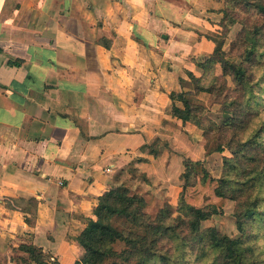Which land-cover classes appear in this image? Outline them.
I'll return each mask as SVG.
<instances>
[{
  "label": "crops",
  "instance_id": "obj_1",
  "mask_svg": "<svg viewBox=\"0 0 264 264\" xmlns=\"http://www.w3.org/2000/svg\"><path fill=\"white\" fill-rule=\"evenodd\" d=\"M222 2L0 0V264H20L10 261L20 245L74 264L98 198L127 169L169 176V94L196 74L190 49H211L198 34ZM163 137L169 155L140 151Z\"/></svg>",
  "mask_w": 264,
  "mask_h": 264
},
{
  "label": "trees",
  "instance_id": "obj_2",
  "mask_svg": "<svg viewBox=\"0 0 264 264\" xmlns=\"http://www.w3.org/2000/svg\"><path fill=\"white\" fill-rule=\"evenodd\" d=\"M256 9L264 13L262 4H256ZM224 16H227L226 13ZM249 34L244 29L240 35L242 43L244 40L249 41L242 44L245 47L240 55L243 57V65L237 66L222 58L219 55L220 49L217 48L208 60L219 64L223 76H230L240 86V99L244 97L242 102L234 99L220 103L223 106L222 126L227 129H243L240 118L243 115L248 116L244 113H250L251 103L256 99L255 88L250 81L252 73L244 64L253 57L254 46L250 44L251 37L247 38ZM200 68L204 69L206 65L201 64ZM188 75L191 80L198 82V77L191 72ZM183 82L184 79L178 80L180 87ZM198 91L213 92L212 88L202 87ZM169 100L171 117L183 124L199 125V118L205 114V108L192 103L186 97V92H172ZM176 103H180V106ZM166 123L164 119L162 125ZM263 130L264 125L261 124L251 136L237 140L234 146L231 141L217 145L215 151L222 153L227 148L233 155V158L225 157L226 173L219 178L212 177L200 161L185 160L184 172L180 176L183 184L175 210L166 202L151 216L144 210V200L130 195L123 186L105 192L98 198L94 210L95 218L88 221L77 237L82 255L74 264H191L192 259L203 264H264L258 259L255 247L249 243L247 231L248 226L255 221L264 223V198L261 197L264 190V144L252 140ZM158 141L155 138L152 143ZM152 143L143 145L140 151L156 156L158 150L157 147L151 149ZM251 143L255 146L250 147ZM138 161L145 162L143 159ZM188 187L209 191L215 199L214 202L200 205L197 196L184 195ZM228 201H235L237 204L234 216L241 237L232 239L214 228L201 230V223L222 214ZM174 213L177 215L174 216ZM33 218L34 214L31 218L25 217V222L32 225ZM115 219H122L123 226H116L113 222ZM17 249L28 256L21 259L23 264H47L42 261L43 253L40 248L20 245Z\"/></svg>",
  "mask_w": 264,
  "mask_h": 264
},
{
  "label": "rangeland",
  "instance_id": "obj_3",
  "mask_svg": "<svg viewBox=\"0 0 264 264\" xmlns=\"http://www.w3.org/2000/svg\"><path fill=\"white\" fill-rule=\"evenodd\" d=\"M256 4L264 6V0H223L220 9L221 18L216 22V26L213 27V30H208L207 34H198V37H204L208 40L211 44V49L202 48L199 51L195 46H193V50L190 49L188 57L196 67V74H192L198 77V82L191 80L188 72L185 71V78H179L184 79V82L181 84V87L179 85V90L175 93L186 92V97L192 103L205 108V114L199 118V125L192 123L183 124L180 120L170 116V108L166 110L165 113L168 119H165L167 123L162 126L167 129L168 135L177 134L171 142V145L175 148L173 154L177 155V159L173 161L170 167L169 176L166 179L162 178L158 170H152L149 177L146 172L135 171L132 166L126 170L127 172L124 177L120 178L121 182L116 185V188L124 187L130 195L142 198L145 202L144 210L147 214L151 216L155 215L166 202L174 210L176 209L183 184L180 176L184 172L183 163L185 160L200 161L212 177L219 178L223 173H226L224 165L225 157L233 158V155L227 148L222 153L215 151L217 145L228 144L231 141V144L234 146L237 140L248 138L253 131L260 128L261 124L264 125V13L256 9ZM225 13L227 16H224ZM231 20L234 21L231 22ZM244 29L248 31V34L251 33L247 38L251 37L252 43L250 44L254 46L251 61H247L244 64L248 71L252 73L250 81L254 85L256 99L251 103L252 109L249 110L250 113L247 111L244 113L248 116L245 117L243 115L240 118L241 125L242 127L244 126L243 129H227L222 126L224 123L222 115L223 106L220 103L223 101L230 102L234 99L242 102L244 97L240 99V86L234 83L230 76H223L219 64H213L214 61L208 60L214 49L217 48L220 49L219 55L222 58L237 66L243 65V57L240 55H242L245 47L242 44L249 43L247 40H244L243 43L242 39L240 40V35ZM134 40L136 39L134 38ZM99 42L102 46L108 47L106 39H100ZM164 49L165 46L162 47L161 53H165ZM254 56L255 59H253ZM201 64H205L206 68H200ZM199 86L205 89L212 88L213 92H200L198 91L200 90ZM225 98L227 99L225 100ZM176 104L180 106V103ZM241 111L244 112V110ZM175 122H179L181 125L177 126ZM165 133L163 131V134ZM235 133L238 134L234 135ZM163 138L164 140L156 138L159 140L157 143H152V140L150 142L152 143L151 149L157 147L158 153L161 150L163 151L162 153L165 154L167 152L169 155L171 152L170 145L166 137ZM252 140H255V142L257 140L264 144V130L257 138H253ZM251 146L254 147L255 144L251 143ZM248 150L252 152L251 148H248ZM144 153H147V151ZM165 161H163V165L168 166L170 161L168 160L167 163ZM180 162L182 163L183 171L177 178ZM194 182L196 181L194 180ZM184 195L197 196L200 205L210 204L215 200L209 191L200 190L199 188L188 187ZM261 197L264 198V190L261 193ZM14 204L16 205L18 202L15 201ZM236 207L235 201H228L223 208L222 214L212 216L201 223V230L214 228L220 234L226 235L229 238L236 239L241 237L236 228V218L234 216ZM262 210H264V202ZM176 215L174 213V216ZM113 222L118 227L123 226L122 219H115ZM247 231L250 237L249 243L255 247L259 256L258 259L264 262V223L255 221L248 226ZM10 249V260L13 259V262L23 264L21 259L28 258L26 253L19 251L17 248L10 246ZM0 259L2 260V258ZM191 264H203V262H196L195 259H192Z\"/></svg>",
  "mask_w": 264,
  "mask_h": 264
}]
</instances>
